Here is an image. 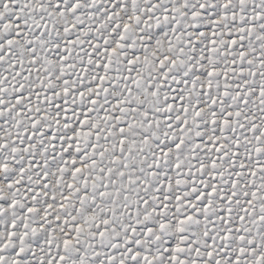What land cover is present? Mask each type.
<instances>
[{
    "label": "snow or ice",
    "instance_id": "obj_1",
    "mask_svg": "<svg viewBox=\"0 0 264 264\" xmlns=\"http://www.w3.org/2000/svg\"><path fill=\"white\" fill-rule=\"evenodd\" d=\"M0 264H264V0H0Z\"/></svg>",
    "mask_w": 264,
    "mask_h": 264
}]
</instances>
